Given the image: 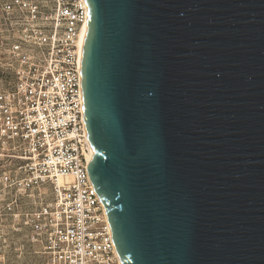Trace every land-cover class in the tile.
Wrapping results in <instances>:
<instances>
[{
	"label": "water",
	"instance_id": "water-1",
	"mask_svg": "<svg viewBox=\"0 0 264 264\" xmlns=\"http://www.w3.org/2000/svg\"><path fill=\"white\" fill-rule=\"evenodd\" d=\"M91 180L122 264H264V0H86Z\"/></svg>",
	"mask_w": 264,
	"mask_h": 264
},
{
	"label": "built area",
	"instance_id": "built-area-1",
	"mask_svg": "<svg viewBox=\"0 0 264 264\" xmlns=\"http://www.w3.org/2000/svg\"><path fill=\"white\" fill-rule=\"evenodd\" d=\"M0 264H122L90 177L86 0H0Z\"/></svg>",
	"mask_w": 264,
	"mask_h": 264
},
{
	"label": "rangeland",
	"instance_id": "rangeland-1",
	"mask_svg": "<svg viewBox=\"0 0 264 264\" xmlns=\"http://www.w3.org/2000/svg\"><path fill=\"white\" fill-rule=\"evenodd\" d=\"M0 18H1V12H0ZM3 52H4V48L0 45V60L3 57ZM0 78H1V71H0ZM38 262H39V258L36 257L35 255H31L30 253L15 258V263L17 264H37Z\"/></svg>",
	"mask_w": 264,
	"mask_h": 264
},
{
	"label": "bare ground",
	"instance_id": "bare-ground-1",
	"mask_svg": "<svg viewBox=\"0 0 264 264\" xmlns=\"http://www.w3.org/2000/svg\"><path fill=\"white\" fill-rule=\"evenodd\" d=\"M80 44H81V42H80ZM93 154H94V148L92 146V155H91V157L93 156Z\"/></svg>",
	"mask_w": 264,
	"mask_h": 264
}]
</instances>
